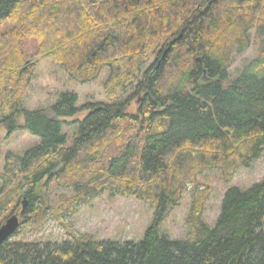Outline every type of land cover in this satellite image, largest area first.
Returning a JSON list of instances; mask_svg holds the SVG:
<instances>
[{"label": "trees", "instance_id": "trees-1", "mask_svg": "<svg viewBox=\"0 0 264 264\" xmlns=\"http://www.w3.org/2000/svg\"><path fill=\"white\" fill-rule=\"evenodd\" d=\"M9 22L0 30V122L39 142L4 155L0 225L13 213L21 222L0 244V264H264V177L246 188L229 186L213 226L195 218L182 239L160 230L181 199L176 173L185 163L246 166L263 150L264 0H0V25ZM28 37L34 55L81 83L108 67L109 99L134 91L123 101L82 106L75 92L63 91L49 109L22 108L34 65L18 74L32 62ZM252 39L257 56L231 75L233 55ZM150 54L155 59L146 66ZM81 110L83 118L63 119ZM66 124L75 128L69 144ZM53 183L72 196L51 204ZM104 191L150 202L153 218L142 239L14 238L50 216L61 221L72 204ZM201 202L203 196L195 212Z\"/></svg>", "mask_w": 264, "mask_h": 264}, {"label": "rangeland", "instance_id": "rangeland-1", "mask_svg": "<svg viewBox=\"0 0 264 264\" xmlns=\"http://www.w3.org/2000/svg\"><path fill=\"white\" fill-rule=\"evenodd\" d=\"M11 24V22L1 24L0 30L7 29ZM121 32L123 36H127L130 30L125 28ZM253 36L254 30H251V37ZM34 43L33 37L24 40V49L32 53L34 65L30 67V74L25 81L21 97L22 108L49 109L63 91H73L77 94V106L88 102L123 101L130 98V94L134 91L133 87H130L125 92L117 94L115 98L109 99L104 86L109 73L108 67H104L95 79L81 83L71 78L68 72L53 60L34 55L32 52ZM258 52L259 44L252 39L250 46L244 52L233 55L230 74H235L237 69L256 57ZM154 59V55L150 54L146 66ZM136 98L130 99L127 106L128 112L135 111ZM85 113V110H81L74 116L63 119L74 121L83 118ZM18 121L22 123L23 117L19 116ZM63 131L68 136L67 144H69L75 128L73 129L71 124H66L63 125ZM38 142L39 138L26 129L17 128L8 132L0 122V172L4 164V155L8 150L23 154ZM176 177L182 189L181 199L177 205L170 208L161 223L160 230L162 234L171 238L182 239L189 233L195 218L199 217L210 226L214 225L221 199L229 186L246 188L263 179L264 147L259 157L251 161L249 165L239 164L229 167L218 164L215 168H208L201 166L196 160H190L176 173ZM72 193L71 188L54 183L48 190L51 204L56 203L57 199L63 196H72ZM201 196H203V202L200 204L201 211L195 212L196 204ZM152 218L153 208L150 202L135 196L113 195L104 191L100 195L89 196L72 204L61 221L50 216L41 228L26 226L14 238L44 243L62 242L71 239L73 235L88 234L94 239L138 241L142 239L144 230Z\"/></svg>", "mask_w": 264, "mask_h": 264}, {"label": "water", "instance_id": "water-1", "mask_svg": "<svg viewBox=\"0 0 264 264\" xmlns=\"http://www.w3.org/2000/svg\"><path fill=\"white\" fill-rule=\"evenodd\" d=\"M34 62L27 63L19 70V75H21L24 71L29 69V67ZM263 98H264V92H263ZM26 201L22 200L23 206L25 205ZM20 217L18 213H13L9 217L5 219V221L0 225V244L8 237H10L14 231L17 229V227L20 224Z\"/></svg>", "mask_w": 264, "mask_h": 264}]
</instances>
